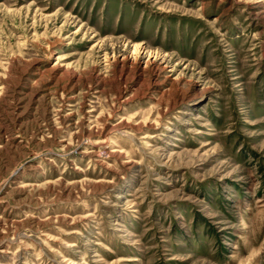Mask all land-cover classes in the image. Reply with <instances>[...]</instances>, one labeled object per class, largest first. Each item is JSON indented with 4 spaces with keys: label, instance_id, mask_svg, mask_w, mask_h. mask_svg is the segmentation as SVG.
Segmentation results:
<instances>
[{
    "label": "rangeland",
    "instance_id": "374dc122",
    "mask_svg": "<svg viewBox=\"0 0 264 264\" xmlns=\"http://www.w3.org/2000/svg\"><path fill=\"white\" fill-rule=\"evenodd\" d=\"M0 264H264V0H0Z\"/></svg>",
    "mask_w": 264,
    "mask_h": 264
}]
</instances>
